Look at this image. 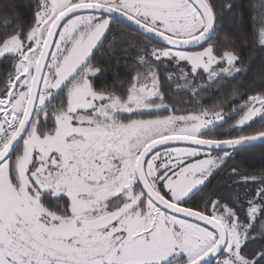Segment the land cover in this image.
<instances>
[{
    "label": "snow or ice",
    "instance_id": "snow-or-ice-1",
    "mask_svg": "<svg viewBox=\"0 0 264 264\" xmlns=\"http://www.w3.org/2000/svg\"><path fill=\"white\" fill-rule=\"evenodd\" d=\"M231 7L37 0L30 22L3 21L0 264H264V175L229 168L234 154L264 144V127L244 131L264 123V74L242 81L245 42L215 40L221 10ZM8 8L19 17L14 3ZM252 19L264 45V0ZM124 21L136 26V37L120 35L137 49L139 67L122 96L97 87L94 58L105 42L115 49L109 35ZM225 78L240 81L228 109L196 105ZM164 83L187 89L189 103ZM233 111L227 133L213 135ZM226 169L208 191L209 178Z\"/></svg>",
    "mask_w": 264,
    "mask_h": 264
},
{
    "label": "trees",
    "instance_id": "trees-1",
    "mask_svg": "<svg viewBox=\"0 0 264 264\" xmlns=\"http://www.w3.org/2000/svg\"><path fill=\"white\" fill-rule=\"evenodd\" d=\"M215 2L218 5L230 2L232 5L230 9L223 8L221 10L220 31L215 38L216 42L222 40L224 34L244 41L248 53L250 70L242 74V81H246L249 84L253 81L258 82L259 76L264 74V45L259 43V27L258 25L254 26L252 18L261 0H215ZM10 3H14L17 6L16 11L19 13V17L10 14V9L8 8ZM36 3L37 0H0V25H3L5 19H8L9 26L16 19L24 23L30 22ZM2 31L3 28L0 27V32ZM121 33H125L129 37H136V32L132 29L120 23L115 24L113 33L109 35V41H113L117 46L113 50L109 47V43L105 42L104 46L95 53L94 63L102 69V74L95 81L97 87L107 84L109 87L115 88L117 93L123 96L126 95L127 88L129 87V76L134 74L133 70L139 67V62L137 60V49L128 46L126 42L122 41ZM8 70L9 63L7 61L0 62V81L4 80ZM159 71L163 79L166 76L165 66H161ZM238 83L240 81L225 78L215 87L204 88L195 103L209 110H213L221 105L223 108L228 109L233 104L231 98L232 90ZM163 88L169 96L176 93L175 99L178 102L183 104L189 103L191 93L187 89L178 88L177 85L169 83H164ZM186 111L196 112L199 111V107L187 108ZM224 115L228 122H222L223 127L216 128L212 133L213 135L226 134L229 130V125L233 123L232 118L236 116V113L234 111L231 113L225 112ZM132 118L153 117L147 113L142 116L135 113L132 114ZM260 127H264V123L257 119L252 123L250 128L245 127L244 131L252 132L258 130ZM235 131L237 130H233V134H235ZM233 166L249 174L262 175L264 172V145L244 149L236 153L233 162L229 164V168ZM226 174L227 169L225 172L217 175L208 184V191L221 186L222 181H225ZM227 184L231 185L232 181L227 180ZM222 191L226 194L228 189L224 187ZM200 199V197H197L194 202H199Z\"/></svg>",
    "mask_w": 264,
    "mask_h": 264
},
{
    "label": "water",
    "instance_id": "water-1",
    "mask_svg": "<svg viewBox=\"0 0 264 264\" xmlns=\"http://www.w3.org/2000/svg\"><path fill=\"white\" fill-rule=\"evenodd\" d=\"M119 19V18H118ZM122 25H124V26H126V27H128V28H130V29H132L133 31H135V25H129V22H127V21H124V23L122 24ZM158 40V38H153V42L155 43L156 41ZM173 143H175V144H178V145H180V144H184L185 142H173ZM262 145H264V144H261V143H259V142H254L253 143V146H251V147H248V148H253V147H258V146H262ZM248 148H246V149H248Z\"/></svg>",
    "mask_w": 264,
    "mask_h": 264
},
{
    "label": "flooded vegetation",
    "instance_id": "flooded-vegetation-1",
    "mask_svg": "<svg viewBox=\"0 0 264 264\" xmlns=\"http://www.w3.org/2000/svg\"><path fill=\"white\" fill-rule=\"evenodd\" d=\"M235 155V154H234ZM262 175H264V172H263V174ZM217 175H215V176H213V177H211V178H209V183L216 177Z\"/></svg>",
    "mask_w": 264,
    "mask_h": 264
},
{
    "label": "rangeland",
    "instance_id": "rangeland-1",
    "mask_svg": "<svg viewBox=\"0 0 264 264\" xmlns=\"http://www.w3.org/2000/svg\"><path fill=\"white\" fill-rule=\"evenodd\" d=\"M197 50H199V49H197ZM135 114V113H134ZM125 115H128V114H125ZM226 118V117H225ZM223 121H220V122H218V123H222Z\"/></svg>",
    "mask_w": 264,
    "mask_h": 264
}]
</instances>
